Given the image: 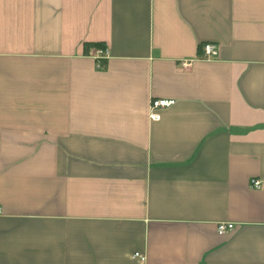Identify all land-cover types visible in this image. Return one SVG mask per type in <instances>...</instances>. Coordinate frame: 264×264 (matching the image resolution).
I'll return each instance as SVG.
<instances>
[{"label": "crops", "instance_id": "obj_1", "mask_svg": "<svg viewBox=\"0 0 264 264\" xmlns=\"http://www.w3.org/2000/svg\"><path fill=\"white\" fill-rule=\"evenodd\" d=\"M0 264H264V0H0Z\"/></svg>", "mask_w": 264, "mask_h": 264}, {"label": "built area", "instance_id": "obj_2", "mask_svg": "<svg viewBox=\"0 0 264 264\" xmlns=\"http://www.w3.org/2000/svg\"><path fill=\"white\" fill-rule=\"evenodd\" d=\"M97 52L101 53V50H97ZM204 58H212L218 55V48L211 43H206L203 45V53ZM189 63L182 62V65L188 66ZM174 103V100L172 99H166V98H156L152 99L149 106V118L151 120H158L159 119V110L169 107ZM250 185L253 187H259L260 181L252 178L250 181ZM234 228V224L232 222H220L217 224V232L219 234H224ZM134 257H139L143 259V255L140 252H135L133 254Z\"/></svg>", "mask_w": 264, "mask_h": 264}, {"label": "trees", "instance_id": "obj_3", "mask_svg": "<svg viewBox=\"0 0 264 264\" xmlns=\"http://www.w3.org/2000/svg\"><path fill=\"white\" fill-rule=\"evenodd\" d=\"M89 45H94V46H100V47H103V44H101V43L86 44L85 46H89Z\"/></svg>", "mask_w": 264, "mask_h": 264}]
</instances>
